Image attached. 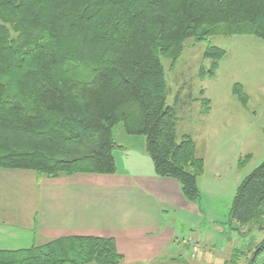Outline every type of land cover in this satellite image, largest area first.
<instances>
[{
    "label": "trees",
    "instance_id": "trees-1",
    "mask_svg": "<svg viewBox=\"0 0 264 264\" xmlns=\"http://www.w3.org/2000/svg\"><path fill=\"white\" fill-rule=\"evenodd\" d=\"M221 24L264 40V0H0V168L112 174V129L123 123L145 137L155 174L198 199L203 160L190 135L176 138L162 58L174 66L187 38ZM223 55L205 50L211 74ZM230 218H264V160L238 185ZM120 260L112 238L95 236L0 251V264ZM247 264H264V235Z\"/></svg>",
    "mask_w": 264,
    "mask_h": 264
},
{
    "label": "rangeland",
    "instance_id": "rangeland-1",
    "mask_svg": "<svg viewBox=\"0 0 264 264\" xmlns=\"http://www.w3.org/2000/svg\"><path fill=\"white\" fill-rule=\"evenodd\" d=\"M234 29L221 24L204 38H187L174 66L162 58L176 138L190 135L203 160L198 199L183 195L199 216L184 213L190 222L179 225L177 235L185 246L170 251L180 262L163 264H247L264 235V218L247 225L230 218L238 185L264 160V40ZM211 46L224 51L212 74V59L204 56ZM112 133L125 147L141 139L132 140L123 123Z\"/></svg>",
    "mask_w": 264,
    "mask_h": 264
},
{
    "label": "crops",
    "instance_id": "crops-1",
    "mask_svg": "<svg viewBox=\"0 0 264 264\" xmlns=\"http://www.w3.org/2000/svg\"><path fill=\"white\" fill-rule=\"evenodd\" d=\"M140 136L132 135V140L141 138L132 146L116 142L112 174L48 178L0 168V251L95 236L114 240L119 264L179 263L170 254L175 246H185L178 227L188 219L185 212L190 218L199 215L185 202L177 180L155 174ZM192 238L197 243V236Z\"/></svg>",
    "mask_w": 264,
    "mask_h": 264
},
{
    "label": "built area",
    "instance_id": "built-area-1",
    "mask_svg": "<svg viewBox=\"0 0 264 264\" xmlns=\"http://www.w3.org/2000/svg\"><path fill=\"white\" fill-rule=\"evenodd\" d=\"M193 248H194L195 250H197V248H196L195 246H193Z\"/></svg>",
    "mask_w": 264,
    "mask_h": 264
}]
</instances>
